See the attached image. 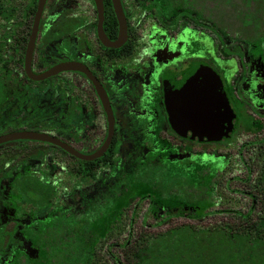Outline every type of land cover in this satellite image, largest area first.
Wrapping results in <instances>:
<instances>
[{"label": "flooded vegetation", "instance_id": "1", "mask_svg": "<svg viewBox=\"0 0 264 264\" xmlns=\"http://www.w3.org/2000/svg\"><path fill=\"white\" fill-rule=\"evenodd\" d=\"M12 1L0 0V136L19 132L45 134L81 156H92L103 146L109 129L103 100L112 114L113 133L106 151L91 161L41 142L23 140L0 145V152L13 150L16 145L23 149L46 146L64 159L63 180L58 187L52 174L40 166L12 177L7 195L14 200V206L11 216L6 210L0 216V254L18 229L16 235L24 245L38 248L44 258L38 262L24 249L14 251L8 264H102L97 261L94 248L107 241V234L118 225L108 217L118 208L119 196L137 184H145L139 182L140 177L148 180L181 175L168 171L165 162L151 161V151L159 142L169 141L175 148L189 150L228 144L238 133L236 119L229 136L216 142L191 138L190 131L179 136L172 130L165 93L185 77L200 69L210 70L218 77L233 115L236 108L228 91L230 83L244 109L264 120V114L257 112L242 90L248 78L244 57L247 45L256 48L264 73V33L258 35L260 39L249 41L247 30L248 16L263 26L264 0H119L126 26V38L119 47L105 46L98 38L93 0H46L31 72L38 76L58 66L70 70L43 81H33L24 72L38 0H15V4ZM255 6L259 7L256 14L252 13ZM102 7L105 40L116 44L119 23L111 0H102ZM186 30L209 37L213 50L194 52L172 45L173 39ZM219 55L233 60L238 68V78L230 79L229 84L216 60ZM51 83L54 85L49 92H40L41 86ZM142 199L139 200L148 201L145 212L151 215L153 199L149 195ZM45 212L52 215L41 228L39 222L18 227L22 216ZM107 221L108 225H103ZM93 226H105L104 233L89 247L82 239ZM135 244L127 264L134 260ZM117 246L107 245L106 255L112 264H121L110 253ZM120 246L124 248L128 243Z\"/></svg>", "mask_w": 264, "mask_h": 264}, {"label": "rangeland", "instance_id": "2", "mask_svg": "<svg viewBox=\"0 0 264 264\" xmlns=\"http://www.w3.org/2000/svg\"><path fill=\"white\" fill-rule=\"evenodd\" d=\"M12 2L15 4V0ZM16 22L15 20V25ZM178 38H182V40H178ZM172 45L178 49L183 47L186 51L194 52H211L213 50L209 37L188 30L180 37L174 38ZM244 57L248 78L244 82L242 90L255 106L257 112L263 115L264 73L256 48L252 44L245 47ZM216 60L221 64L222 74L226 77L228 84L230 79L236 80L238 78V68L233 60H228L223 55L216 56ZM52 84L41 86L40 92H45V89H48L46 92H49ZM231 84L228 85V91L231 93V99L236 108L234 119H236L238 133L232 137L228 144L218 147H194L189 150L184 147L175 148L176 146L169 141H161L150 154V158L153 159L151 161L158 160L167 163L168 171L185 175L194 188H205L202 199L190 204L175 193L163 195L161 193L163 186L155 182L146 185L137 184L125 190L118 200V208L121 209L118 210L117 208L108 217L111 223L114 220L118 224L115 226L116 229L107 234V241H101L94 248L97 261L100 260L102 264H112L106 255L109 243L119 245L112 247L110 253L121 264H127L128 257H131L130 252L133 244L145 235L159 234L167 229L187 224L197 228L211 227L222 223L238 224L237 219L234 218V213H245L250 206L249 196L245 194L250 190V183L244 182L247 177L246 166L252 171V181L260 169L259 155L264 151V120L244 109L233 95ZM12 147L15 149L0 152V216L4 210L10 216L13 211L14 200L7 195L12 177L20 173L30 172L35 166H40L41 169L52 174L56 187L63 180L62 162L64 163V159L54 149L46 146L39 148L30 146L25 149L19 148V145ZM155 153L157 155H154ZM146 195L153 199L151 215L145 212L148 201L141 202L142 197ZM127 201H130V205ZM214 211L221 212L215 213ZM202 214L204 216L199 219L190 218ZM51 215L49 212L39 214V216L24 215L17 222L18 227L39 222L38 228H41L48 223ZM163 220L166 222H161ZM103 225L107 226L108 221ZM105 226L103 228L93 226V229L83 237L82 243L92 247V244L97 241V237L103 235ZM17 231L18 229L6 241L5 250L0 254V264L10 263L13 252L24 249L32 259L41 262L44 258L42 251L32 245H24V241L16 235ZM125 242L128 243V246L121 247L120 245Z\"/></svg>", "mask_w": 264, "mask_h": 264}, {"label": "trees", "instance_id": "3", "mask_svg": "<svg viewBox=\"0 0 264 264\" xmlns=\"http://www.w3.org/2000/svg\"><path fill=\"white\" fill-rule=\"evenodd\" d=\"M257 8L259 7H253L252 13L256 14ZM262 10L264 13V5ZM248 13L250 15L251 11ZM10 18L9 15L6 19ZM248 18V40L260 39L258 35L261 31L264 33V23L260 27L251 16ZM3 75L5 73L2 72ZM259 160L260 169L253 181L252 171L247 167L244 182L250 183V190L245 192L249 196L250 206L245 213H234L237 225L222 223L197 228L187 224L159 234L143 236L134 246V260L131 264H264V151L259 155ZM103 166L106 167L105 164ZM138 180L145 184L160 183L163 195L175 193L190 204L199 202L205 190L194 188L185 175H167L148 180L140 177ZM193 191L196 193H192ZM203 216L204 214L190 218L199 219Z\"/></svg>", "mask_w": 264, "mask_h": 264}, {"label": "water", "instance_id": "4", "mask_svg": "<svg viewBox=\"0 0 264 264\" xmlns=\"http://www.w3.org/2000/svg\"><path fill=\"white\" fill-rule=\"evenodd\" d=\"M45 1L38 0L24 57V72L33 81H43L56 75L58 72L70 70L67 66H58L38 76L31 72V58ZM93 2L98 19V38L105 46L119 47L126 38L125 20L119 0H111L114 14L119 23V37L116 44H107L102 31V0H93ZM72 70L78 71L79 69L74 68ZM97 92L101 95L99 88H97ZM103 105L109 123L108 134L101 149L92 156H81L53 137L30 132H19L0 136V145L13 141H35L55 145L84 161L94 160L106 151L113 133L112 114L104 100ZM165 106L170 126L179 136H185L190 131L192 133L191 138L197 137L199 140L206 138L208 141L216 142L223 137L227 138L232 130L234 115L225 99L218 77L210 70L200 69L192 75L185 77L179 84L168 88L165 93Z\"/></svg>", "mask_w": 264, "mask_h": 264}]
</instances>
